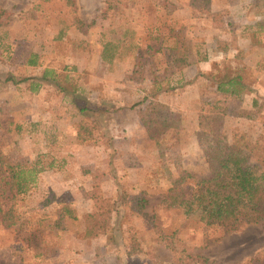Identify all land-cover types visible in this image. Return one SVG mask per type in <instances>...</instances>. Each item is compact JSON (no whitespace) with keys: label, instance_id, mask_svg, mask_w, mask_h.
Segmentation results:
<instances>
[{"label":"rangeland","instance_id":"1","mask_svg":"<svg viewBox=\"0 0 264 264\" xmlns=\"http://www.w3.org/2000/svg\"><path fill=\"white\" fill-rule=\"evenodd\" d=\"M0 10V206L16 219L0 224V264H155L185 255L264 264L258 224L227 232L162 206L168 173L208 172L195 132L223 79L240 78L239 96L215 111L217 127L228 139L236 132L264 144V0H210L209 15L195 14L193 0H76L74 13L63 0H0ZM222 43L232 47L221 52ZM106 44L115 45L110 63L101 59ZM158 88L177 132L149 133L139 122ZM81 122L95 124L93 140L77 142ZM13 174L33 179L25 193L12 187ZM95 186L115 204L110 242L83 238ZM122 191L144 194L145 219L120 207ZM61 209L76 222L63 221ZM129 227L142 248L131 258Z\"/></svg>","mask_w":264,"mask_h":264},{"label":"trees","instance_id":"2","mask_svg":"<svg viewBox=\"0 0 264 264\" xmlns=\"http://www.w3.org/2000/svg\"><path fill=\"white\" fill-rule=\"evenodd\" d=\"M63 1L69 11L73 13L76 11V0ZM193 3L197 9L193 11L195 14H210V0H193ZM1 15L6 13L0 10ZM75 22L80 28L92 27V23L85 25L78 19H75ZM4 24V21L0 19V28ZM222 45L221 52H227L229 46L232 47L228 43H222ZM114 46L106 44L104 47L101 55L104 62L110 63L114 59L112 55ZM35 58L34 55L31 56L27 62L28 65L34 66ZM176 62L185 66V61L183 63L182 59H176ZM9 80L10 78L6 79V81ZM239 85L240 78L236 80L225 78L216 84L213 92H209L210 96L219 97V99L202 117L198 130L195 132L208 172L202 177H197L189 172L180 171L175 179H171V174L168 173L167 179L171 187L162 200V206L166 209H179L185 217H193L204 226L221 228L227 232H238L244 226L258 224L264 233V144L261 141L250 142L244 135L236 132L232 133L231 138L228 139L217 127V121L221 117L215 111L220 104L225 106L228 98H238L239 92L236 88ZM161 92L162 90L158 88L149 96V101H146L144 108L138 112L139 122L149 133L152 129H159L160 133L169 130L177 132L180 129L179 120L174 118L167 105L156 100ZM85 110L86 108L79 109L80 112ZM244 113L247 119L255 114L251 111ZM95 129V124L78 123L77 142L93 140ZM86 173L93 175L97 171L86 170ZM29 178H31L29 175L27 177L20 174L11 176L10 183L17 194L27 191L28 184L33 182V179L29 180ZM88 198L93 200L95 211L85 216L83 238L93 240L103 236L110 242L114 235L110 217L115 211V204L103 197L97 186L90 191ZM146 204L147 200L143 193L131 195L126 191L121 192L119 205L127 210L131 217L145 219L146 214L143 211ZM61 212L63 221L68 219L76 222V217L69 210L61 209ZM0 224L8 228L16 224L10 209L4 210L0 206ZM133 230V227H129V245L126 249V256L129 258L142 253ZM155 264H206V260L199 256L185 255L177 261L155 262Z\"/></svg>","mask_w":264,"mask_h":264}]
</instances>
